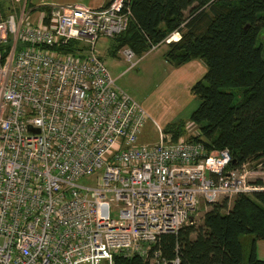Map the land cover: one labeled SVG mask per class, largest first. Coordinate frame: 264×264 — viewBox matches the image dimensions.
Returning <instances> with one entry per match:
<instances>
[{"label": "built area", "instance_id": "2783aa9c", "mask_svg": "<svg viewBox=\"0 0 264 264\" xmlns=\"http://www.w3.org/2000/svg\"><path fill=\"white\" fill-rule=\"evenodd\" d=\"M24 5L0 14V264H113L116 252L179 264L152 250L161 235L193 224L202 204L264 190L246 165L229 168L226 149L159 128L139 142L148 115L97 53L127 29L130 0L54 6L34 25ZM69 42L83 50H53Z\"/></svg>", "mask_w": 264, "mask_h": 264}, {"label": "trees", "instance_id": "16d2710c", "mask_svg": "<svg viewBox=\"0 0 264 264\" xmlns=\"http://www.w3.org/2000/svg\"><path fill=\"white\" fill-rule=\"evenodd\" d=\"M4 2L0 0V14L8 7ZM130 9L127 29L110 39L111 54L128 48L141 58L153 47L165 45L162 57L174 68L202 61L205 72L190 87L199 103L188 118L197 135L189 139L202 143L207 151L226 149L230 169L263 167L264 0H130ZM38 12L47 23L51 10L45 7ZM176 32L179 40L165 44ZM53 50L69 54L83 50V45L69 42ZM164 132L176 141L186 134L185 122L168 124ZM256 184L263 186L260 179ZM208 206L201 226L193 223L177 235H161L152 250L169 260L177 255L179 264H264L255 253V243L264 242V190L238 195L229 207L227 200ZM243 236L251 239L247 259ZM113 264L149 261L116 252Z\"/></svg>", "mask_w": 264, "mask_h": 264}, {"label": "rangeland", "instance_id": "374dc122", "mask_svg": "<svg viewBox=\"0 0 264 264\" xmlns=\"http://www.w3.org/2000/svg\"><path fill=\"white\" fill-rule=\"evenodd\" d=\"M3 1H5V5L8 4V7H5L1 14L5 13V15H7L16 13L24 3L26 10L28 11L29 9V7L26 6L27 0ZM172 40L170 42L177 41L175 39ZM105 46V42H99L97 44V53L102 57L100 58L103 64L115 79L116 86L125 91L132 99L139 103L148 115L139 137L140 143L153 144L157 142L158 128L164 131L167 126V123L165 122H171V120L178 119L185 122L186 134L183 138L189 139L197 135L196 127L188 121V118L191 112L198 106L199 101L190 92V87L192 85L188 89L182 85L180 86L178 83H174V86L171 85L172 87L168 86L167 81L170 80V76H172L175 68L166 63L162 57L165 45H161L158 48L153 47L152 49L154 50L151 49L149 53L144 55L141 59L135 56L134 61H136V65L134 67H130L121 51L115 59L108 57L105 54ZM203 74H201L197 80H199ZM175 102L176 104H174ZM246 171L249 173V178L251 180H259L258 178L261 177L262 180H260L264 185V166L262 167L261 165H258L257 167H254L253 164L246 165ZM100 176L101 173H98L97 177ZM94 178L95 176L89 179H81L79 180V184L92 186L95 183ZM232 200L233 199L228 201V207L231 205ZM111 205H113V203ZM208 209V205H201L200 210L194 215L195 227L202 225V217ZM250 241L251 239L249 236L242 237V247L245 259H247L249 254ZM263 257V251L258 248L257 258L262 260Z\"/></svg>", "mask_w": 264, "mask_h": 264}, {"label": "crops", "instance_id": "0c3cea01", "mask_svg": "<svg viewBox=\"0 0 264 264\" xmlns=\"http://www.w3.org/2000/svg\"><path fill=\"white\" fill-rule=\"evenodd\" d=\"M106 1L107 0H28V7H29L28 11H30L31 21H32V24L34 25L35 23L37 24L38 19L40 17V12H38L39 8L46 7L51 10V8L54 6H62V7L76 6V7L94 9V8L103 7L106 4ZM101 41L106 43V46H105L106 53L105 54L108 57L115 59L118 54H116L115 56L111 54L110 39L99 40V42ZM204 72H205V65L203 64V62L200 60H193V61H190L189 63L184 64L183 66L175 68L172 76H170V80L167 81V84L169 87H172L174 86V83L176 84L178 83L180 86L182 85L188 89L198 79V77H200V75L203 74ZM174 104H176V102ZM178 121L180 120L179 119L173 120V121L171 120V122H165V123H167L166 125H168V124L176 123ZM258 179L262 180L261 177H259ZM260 242L261 241H257L255 243V253L257 257H258V248H260L263 251V255H264V242L262 243ZM262 260H264V257Z\"/></svg>", "mask_w": 264, "mask_h": 264}, {"label": "bare ground", "instance_id": "6f19581e", "mask_svg": "<svg viewBox=\"0 0 264 264\" xmlns=\"http://www.w3.org/2000/svg\"><path fill=\"white\" fill-rule=\"evenodd\" d=\"M174 39H175V38H174ZM174 39H173V40H174ZM173 40H172V41H173Z\"/></svg>", "mask_w": 264, "mask_h": 264}]
</instances>
